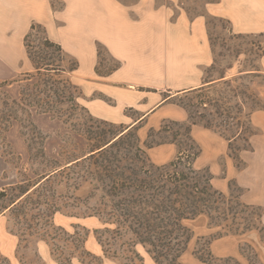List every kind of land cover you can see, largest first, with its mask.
I'll return each instance as SVG.
<instances>
[{
    "label": "trees",
    "instance_id": "obj_1",
    "mask_svg": "<svg viewBox=\"0 0 264 264\" xmlns=\"http://www.w3.org/2000/svg\"><path fill=\"white\" fill-rule=\"evenodd\" d=\"M32 35H35L39 43H34ZM233 35L237 38L245 37L242 34ZM23 45L33 70L22 72L13 80L20 83V97H9L13 108H10L11 115L20 111L23 117L19 118L18 112L17 115L0 116V131H5L13 119L21 122V132L28 145V162L18 168V180L0 188V215L8 214L14 219L16 230L12 228V231L17 234L19 240L27 242L30 236L41 233L42 229H39L38 224L53 225L55 214L61 212L62 207H68L67 201H61L63 205L67 204L64 206L58 203L63 196L70 198L58 193L57 188L60 185L64 184L68 189V182L72 180L73 187L78 189L83 182L89 181L93 186L90 193L85 197L73 198L76 204L85 206L83 215L97 216L103 225V231L97 236V241L106 255L117 257L118 252L112 250L111 246L115 240L128 235L130 241L126 243L131 253L134 252L131 248L140 245L155 264H184L181 257L194 238L188 221L205 215L209 226L217 228V231L208 237H197L192 254L198 261L204 264H264L249 242L240 245V257L215 256L212 253L211 242L229 234L241 235L256 230L264 243V225L261 220L264 207L244 202L241 199L243 189L234 181L229 182L228 193L216 189L211 182L212 174L208 168L197 169L193 165L201 148L191 135L194 124H201L217 132L229 140L230 155L237 167L244 165L239 151L249 148V136L252 134L250 115L255 109L264 108V103L248 85L240 88V84L235 83L247 77L250 79L251 75L261 77L255 65L252 64L249 69H242L239 74L229 78L221 74L215 82L222 88L216 93L217 98L211 99V104L220 120L213 122L201 112L194 114L188 105L177 103L186 109L188 121L165 119L159 128L152 127L148 130L143 146L137 136L136 152L132 158L134 162L121 164L117 152L125 144V137L132 134L136 127H126L110 137L106 136L105 131L93 128V122L107 121L94 117L87 107L80 103L79 88L71 79V74L78 68V62L65 54L61 44L48 36L43 25L32 22L23 37ZM97 50L100 59L99 44ZM263 52L264 49L261 50V53ZM65 62H68V65ZM118 66L119 63L106 72H101L97 66L96 71L98 74H107ZM7 83L1 82L0 87ZM213 87L210 83L189 90L188 93L210 91ZM242 96L252 102L249 111L245 113V128L249 130L242 132L241 129L235 133L231 130L228 134L224 130L231 128V120L242 124L240 114L243 110L239 101L231 104L230 98ZM207 104L206 101L202 102V105ZM4 105L8 107L9 102L6 101ZM34 113L49 114L53 119L62 121L71 133L86 138V147H80L71 140L76 151L67 153L61 149L59 157L49 156L44 148L48 134L34 123ZM82 113L89 122H86ZM3 121L5 128L1 127ZM169 123L183 130H176L171 138H167L162 134L169 132ZM26 124L28 131L24 129ZM155 135L158 139H154ZM236 139L244 143L236 146L233 143ZM166 142L177 144L179 150L176 157L164 164L151 162L146 156L145 148ZM89 176L92 179H89ZM99 189H102L103 193L97 197V202L88 205L89 199L95 197V191ZM57 229L62 230L64 234L67 232L60 226H57ZM42 233L41 238L46 240V230ZM103 234H108L113 243L107 238L102 239ZM67 235L69 238H60L62 247L54 242L56 237H51L53 250L59 251L57 257L61 264H71L77 251V257L81 261L91 262L97 258L84 246V235L77 229ZM74 238H78L77 245ZM87 257L89 259H86Z\"/></svg>",
    "mask_w": 264,
    "mask_h": 264
},
{
    "label": "crops",
    "instance_id": "obj_2",
    "mask_svg": "<svg viewBox=\"0 0 264 264\" xmlns=\"http://www.w3.org/2000/svg\"><path fill=\"white\" fill-rule=\"evenodd\" d=\"M92 1L65 0L64 6L53 12L51 0H0V83L8 82L2 89L11 97L19 96L13 79L33 70L23 37L32 22L39 23L52 40L61 44L68 57L77 60L78 68L71 79L79 88L80 103L96 118L123 125V129L135 126L143 146L147 130L159 128L165 119L188 120L186 109L174 102L175 97L219 80L220 76L209 73L215 53L205 16L187 21L178 15L173 24L163 25L169 8L154 6L153 0H140L132 8L102 0L97 9L90 5ZM131 10H140V19L131 18ZM205 13L225 18L231 33L264 34V0H215ZM98 44L119 61V66L107 74L96 71ZM255 64L262 80L251 75L249 87L264 103V52L257 56ZM239 73L234 66L224 72L225 77ZM45 116L49 115L35 113L34 119L42 121ZM249 125V148L239 151L244 163L239 168L230 155L228 139L194 124L191 135L201 152L193 165L197 169L208 168L216 189L227 193L229 182L234 181L243 189L244 202L264 207V108L251 113ZM13 127L16 138L19 123L14 122ZM74 137L87 142L82 135ZM178 150L176 143L166 142L145 148V153L151 162L164 164L173 160ZM201 216L207 220L204 236L213 228L208 218ZM261 220L264 225V214ZM259 240L253 244L263 251L264 243Z\"/></svg>",
    "mask_w": 264,
    "mask_h": 264
},
{
    "label": "rangeland",
    "instance_id": "obj_3",
    "mask_svg": "<svg viewBox=\"0 0 264 264\" xmlns=\"http://www.w3.org/2000/svg\"><path fill=\"white\" fill-rule=\"evenodd\" d=\"M111 1H115L132 8V6L140 0ZM213 1L215 0H153V5H165L169 8V12L167 13L168 19L163 17V25L170 23L173 24L175 17L178 15H182L187 21L193 20L195 17L202 15L205 16L206 30L209 34L215 53V63L213 68L209 70V73L212 74V76H221V74H224L225 69L229 66H234L239 71L242 69H249L250 65L252 64L257 67L255 60L257 56L260 55L261 50L264 49V34L245 35V37L241 38L234 37L235 35H233V33L230 31L229 22L225 18L213 17V15L205 13V8ZM51 2L53 12L59 10L65 4V0H51ZM102 2V0H93L90 5H92V8L97 9L98 5H102ZM140 13V10H131L130 16L133 19H140ZM168 20L169 23H167ZM31 39L35 44L39 43L35 35H32ZM99 45L101 48V55L98 68L101 72H106L119 61L109 55L108 52L101 46V44ZM65 64L68 65V62H65ZM18 76H20V74H18ZM16 78L17 77H15V79ZM258 79L259 81L262 80L261 77ZM211 84H213L214 87L211 88L210 91L205 90L201 93H182L179 97H175L174 102L188 105L189 110L194 114L201 112L205 115V117L213 122L220 120V118L214 113V107L211 104L213 100L211 99L217 98L216 93H219L218 91L222 88V86H219L215 82ZM14 85H17L20 92V83L16 82ZM235 85H239L240 88H244L246 85L249 86V78L247 77L241 79L236 82ZM2 93L6 94L3 95ZM9 97H11L9 93L0 87V116L3 114L10 116L17 115L18 111L13 112L11 115L12 112L10 111V108H12V104ZM19 97L20 94L18 97L11 98L18 99ZM6 101L9 102L8 107L4 105ZM203 101H206L208 104L202 105ZM236 101H239L243 109L240 114V120L242 124H237L234 120H231L233 121L231 128L224 130V132L228 134L231 133V130L234 133L238 130L241 131V129L242 132H247L249 130V128H245L247 125L245 113L249 111L252 102L245 96H242V98H230L231 104L236 103ZM127 113L130 114L129 112ZM233 113H235V110H233ZM34 114L32 118L34 123L44 133L48 134V137L44 142V148L49 156L55 158L59 157V151L61 149L67 153H73L76 151L71 140L75 141L80 147H86V141L84 139L75 140L74 133H71L69 128L66 127L62 121L53 119L49 114H47L49 116H45L42 121H35ZM82 114L86 118V122H89L86 115L84 113ZM18 115L19 118L23 117L20 111L18 112ZM50 118L52 120H50ZM14 122L19 123V134L17 133L16 138L13 137ZM3 123L5 122L3 121L2 124ZM27 125L28 124H26V126ZM167 125L170 127L168 129L169 132L162 134L167 138H171L172 133L176 130H183L179 126L172 123ZM122 126L123 125H117L109 122H93V128L97 129L98 131H105L104 133H106L107 137L112 136L113 133H118L123 130ZM1 127L5 128L4 124ZM24 129L25 131H28L29 127L27 126ZM21 130V122L17 119H13L5 131H0V188L17 181L19 177L18 168H20L24 163L28 162V145ZM18 135L19 137L21 136L20 139L18 138ZM154 139H158V136L155 135ZM124 142L125 144H123V147L125 148L121 147L120 151L117 153L121 159V164H128L134 162L132 158L136 152L137 145L136 129H133L132 134L125 137ZM233 143L236 146H241L244 142L240 139H236ZM89 179H92L91 176H89ZM217 181L218 180H216L215 183ZM64 186V184L60 185L57 188V191L58 193H61V195H67L70 198L63 196L58 203L63 205V202L61 201H67L69 204L68 207H62L61 212H57L55 214L52 219L53 225L46 226L44 223L38 224V227L39 229H42V232L43 230H46V240L41 238L43 234L41 231L40 232L42 234L39 233L30 236L27 242L19 240L17 234L12 231V228L16 230L13 222L14 219L9 217L8 214L0 215V264H61L59 258L57 257L59 251L57 249L53 250L54 245L51 237H56L54 242L62 247L63 243L60 238H69L67 233H72L76 229L84 235V246L97 257V260H91V262L81 261L77 257V253H79V251L76 252V250H74V253H76L72 258L71 264H155L142 246L136 245L135 247L131 248L134 252L131 253L129 251L130 247L127 243L130 241V237L128 235L118 239L117 241L115 240L114 244L111 246L112 250H116L118 252L119 255L117 257L104 254L101 245L97 241V236H99L103 231V225L97 216L83 215L85 206L80 203L76 204L77 202H75L73 198L75 196L85 197L92 190V184L89 181H85L78 189H75L72 185V180H70V182H68L69 188L66 189ZM95 192V197L90 198L87 203L90 206L97 202L96 199L101 193H103V190L99 189ZM206 223L207 220L204 216H200L192 221H188V225L194 232V238L192 239L188 250L181 257V261L184 264H201L192 254V250L195 246L197 237L203 236L202 232L206 227ZM57 226L63 227L67 232L64 234L62 230L58 231ZM216 231L217 228H213L211 232L204 234V236L208 237L211 233H215ZM103 236L104 237H102V239H109L108 234H103ZM259 238V233L256 230L246 232L241 235L229 234L222 236L219 239H214L211 242L210 248L215 256L233 255L240 257V245L244 242H249L253 245L261 261L264 263V250H257L253 244V242L259 240ZM74 239H76L74 242L77 245L79 243L77 240L78 238ZM109 241L112 242L110 239ZM104 246L108 245L104 244ZM86 259H89V257ZM90 259L92 258L90 257Z\"/></svg>",
    "mask_w": 264,
    "mask_h": 264
}]
</instances>
